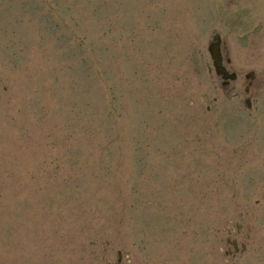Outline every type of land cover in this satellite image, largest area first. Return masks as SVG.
Listing matches in <instances>:
<instances>
[{
	"label": "rangeland",
	"instance_id": "obj_1",
	"mask_svg": "<svg viewBox=\"0 0 264 264\" xmlns=\"http://www.w3.org/2000/svg\"><path fill=\"white\" fill-rule=\"evenodd\" d=\"M118 252L264 264V0H0V264Z\"/></svg>",
	"mask_w": 264,
	"mask_h": 264
},
{
	"label": "water",
	"instance_id": "obj_2",
	"mask_svg": "<svg viewBox=\"0 0 264 264\" xmlns=\"http://www.w3.org/2000/svg\"><path fill=\"white\" fill-rule=\"evenodd\" d=\"M215 38L218 39V42H219V37L215 36ZM209 51L214 60V66H215L217 74L222 75L224 79H227L229 77L234 78L235 75L227 74L225 70L223 69V67L221 66V54H219L220 53L219 47L217 46L216 43L210 44Z\"/></svg>",
	"mask_w": 264,
	"mask_h": 264
},
{
	"label": "flooded vegetation",
	"instance_id": "obj_3",
	"mask_svg": "<svg viewBox=\"0 0 264 264\" xmlns=\"http://www.w3.org/2000/svg\"><path fill=\"white\" fill-rule=\"evenodd\" d=\"M223 63H224V58H223ZM246 88H247V87H246ZM247 89L249 90V88H247ZM248 94H250V93L248 92ZM248 99L250 100V103H251V102H252V95H251V94H250V96L248 97ZM229 250H230V249H229ZM229 250H228V252H230Z\"/></svg>",
	"mask_w": 264,
	"mask_h": 264
}]
</instances>
